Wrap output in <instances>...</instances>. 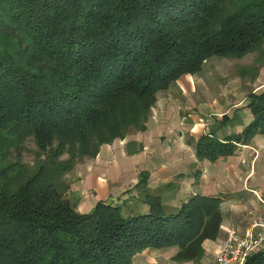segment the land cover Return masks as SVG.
Listing matches in <instances>:
<instances>
[{"label":"trees","instance_id":"16d2710c","mask_svg":"<svg viewBox=\"0 0 264 264\" xmlns=\"http://www.w3.org/2000/svg\"><path fill=\"white\" fill-rule=\"evenodd\" d=\"M256 50L264 57V0H0V264H133L170 245L198 258L219 235L220 197L167 211L150 195L145 214L102 201L80 213L67 174L144 129L180 75ZM251 107L238 140L264 133V91ZM233 147L204 136L197 149L213 160ZM245 264H264V246Z\"/></svg>","mask_w":264,"mask_h":264},{"label":"crops","instance_id":"0c3cea01","mask_svg":"<svg viewBox=\"0 0 264 264\" xmlns=\"http://www.w3.org/2000/svg\"><path fill=\"white\" fill-rule=\"evenodd\" d=\"M242 57L213 56L201 71L180 75L158 91L144 129L102 145L68 172L66 197L80 213L102 201L120 205L126 216L145 214L150 195L167 211L193 195L221 198L219 235L203 242L198 258L178 259V245L146 247L133 264H215L226 242L261 230L255 223L264 221V133L237 137L255 117L251 104L264 91V63L250 74L240 70ZM204 136L233 144V151L200 156Z\"/></svg>","mask_w":264,"mask_h":264},{"label":"built area","instance_id":"2783aa9c","mask_svg":"<svg viewBox=\"0 0 264 264\" xmlns=\"http://www.w3.org/2000/svg\"><path fill=\"white\" fill-rule=\"evenodd\" d=\"M261 230L248 231L242 238L226 242L217 255L215 264H245L247 259L264 245V221L255 223Z\"/></svg>","mask_w":264,"mask_h":264},{"label":"rangeland","instance_id":"374dc122","mask_svg":"<svg viewBox=\"0 0 264 264\" xmlns=\"http://www.w3.org/2000/svg\"><path fill=\"white\" fill-rule=\"evenodd\" d=\"M261 53L262 52L260 50L258 51L256 50L243 56L241 58V64H239L240 70L243 68H247V72L252 74L253 68L257 69L258 67H260V65L264 63V57L262 56ZM30 147L32 151L26 152L24 154V160L26 162H31L33 161L34 158L33 150H35V145L33 143H30Z\"/></svg>","mask_w":264,"mask_h":264}]
</instances>
